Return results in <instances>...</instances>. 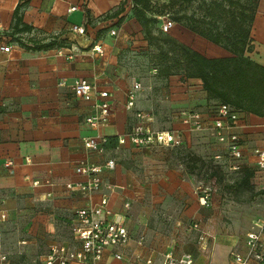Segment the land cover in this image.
Here are the masks:
<instances>
[{
  "label": "crops",
  "instance_id": "0c3cea01",
  "mask_svg": "<svg viewBox=\"0 0 264 264\" xmlns=\"http://www.w3.org/2000/svg\"><path fill=\"white\" fill-rule=\"evenodd\" d=\"M22 2L26 3L22 22L32 30L9 36L13 11ZM123 5L122 0H0V47H10L8 53L0 50V107L5 110L0 114V211L7 217L0 223V264H40L39 257L52 244L72 243L74 213L97 203L106 192L103 188L84 196L65 188L66 183L86 181V175L75 173L80 163L115 161L113 170L102 173L104 185L115 188L107 192L109 208L124 215L133 239L144 235L142 254L151 257L152 264H161L167 252L175 256L190 254L197 264H228L231 251L245 253V234L263 216L264 173L255 171L251 152L263 145L264 117L240 114L238 126L232 130L241 139L240 162L254 170V189L242 217L238 219L235 212L229 223L210 211V202L202 205L192 177L173 168L168 160L147 156L166 148L137 151L126 144L121 150L103 148L100 155L84 148L87 137L105 142L128 131L133 119L124 107V95L135 81L142 84L135 108L151 113L157 128L152 100L143 99L144 84L126 68L136 63L134 59L141 52L148 51L141 27L127 8L116 18L104 19ZM70 7L75 10L69 12ZM121 17L122 23L114 26ZM74 26L83 28L84 33L73 31ZM169 35L207 58L230 56L177 24ZM250 38L251 52L247 55L264 66V0H258ZM30 39H55L67 46L31 51L24 47L31 46ZM93 46H99L101 54L95 53ZM76 79L94 83L110 94L107 125L91 128L85 124L84 118L94 114L95 100L93 96H74L71 85ZM154 80L163 90L162 100L168 105L165 108L170 109L164 129L180 130L183 143L179 148H189L191 133L180 123L178 114L200 111L209 123L212 111L206 106L210 101L197 80L184 82L179 76ZM129 152L142 155L116 162V154ZM9 161L11 165L7 166ZM134 167L144 171L138 174ZM125 202L130 204L127 211L123 209ZM193 223L211 236L206 253L198 248ZM123 252L125 259L117 261L107 251L100 264H134L132 257L139 252L134 243ZM1 256H5L4 261Z\"/></svg>",
  "mask_w": 264,
  "mask_h": 264
},
{
  "label": "built area",
  "instance_id": "2783aa9c",
  "mask_svg": "<svg viewBox=\"0 0 264 264\" xmlns=\"http://www.w3.org/2000/svg\"><path fill=\"white\" fill-rule=\"evenodd\" d=\"M124 8L131 11L133 4L131 0H122ZM75 10L70 7L68 11ZM159 30L161 33H169L174 23L168 17H158ZM78 34H83L81 27L72 28ZM110 34L114 36L115 31ZM10 47L2 46L0 50L8 53ZM95 53L101 54L99 46H93ZM156 73L155 69L151 70ZM142 90L140 82H133L125 92L124 107L132 113V123L128 131L118 137L116 150H121L126 144L137 151H152L156 147L173 149L181 147L183 143V133L180 130L157 129L154 127V118L151 113L136 110L135 103L137 94ZM71 91L75 97L89 98L94 97V114L84 118L85 124L91 128L105 126L110 118V94L107 91L99 90L94 83L84 79H76L71 85ZM239 112L234 111L227 105H219L211 113L209 123L200 111H181L178 114L180 123L189 133L207 132L210 137L219 145L224 147V155L229 160L241 161L243 157L242 144L240 137L232 130L238 126L240 121ZM103 140L95 137L84 139V148L94 154H103ZM254 157V167L256 172L264 173V140L261 147L254 148L251 152ZM215 159L221 156L216 155ZM7 166L11 162H7ZM115 161L107 159L105 162L97 165H86L80 163L75 168V173L86 175L87 179L81 183H66L65 188L75 190L84 196H90L101 192L104 188L106 192L101 194L99 201L95 204H89L86 207L78 209L74 213L73 224L71 227V244H52L47 252L39 257L40 264H100L107 251L114 260L121 261L125 259L124 250L133 242L139 249L132 257L134 264H152L151 257H145L142 254L144 249L145 237L140 234L133 239L124 224V215L122 213H113L109 208L108 193L114 191V187L105 186L102 180L103 171H111L115 168ZM240 166H232V170H238ZM38 185L37 182L33 183ZM264 192V187L261 188ZM196 192L199 194L203 206H207L210 199L211 190L209 187L198 185ZM129 202L123 203V209L129 210ZM6 214L0 211V223L6 221ZM191 228L197 232V245L201 252L206 253L211 236L202 230L197 223H193ZM5 260V256H1ZM264 264V215L259 218L245 234V253L231 251L228 264ZM161 264H197L190 254H181L175 256L172 252H167L162 256ZM211 264V263H207Z\"/></svg>",
  "mask_w": 264,
  "mask_h": 264
},
{
  "label": "trees",
  "instance_id": "16d2710c",
  "mask_svg": "<svg viewBox=\"0 0 264 264\" xmlns=\"http://www.w3.org/2000/svg\"><path fill=\"white\" fill-rule=\"evenodd\" d=\"M158 1L175 7L174 15L170 19L174 24L223 49L230 56L207 58L169 34L161 33L159 23L155 31L152 23L154 19L158 20L157 18L162 16L151 15L149 10L151 4ZM131 2L133 4L131 14L135 19L134 14H137L147 49L150 52L154 51L150 54L149 62L151 69L156 70V79L167 80L169 77L179 76L184 82L199 81L206 100L210 101L206 106L208 111H213L219 105H227L244 115L264 117V66L247 55L251 52L250 31L258 0H131ZM25 5L26 3L22 2L15 7L9 36L31 32L32 28L22 22V10ZM193 5L195 8H192ZM123 9V6L118 7L106 14L104 19L118 17ZM88 16L86 12L85 17ZM122 21L123 18H119L114 26H119ZM30 42L31 46H23L31 51H46L54 47L67 46L62 42H56L55 39L48 42L30 39ZM4 111V108L0 107V114ZM117 144L118 137H108L103 148L114 150ZM238 170L240 175L233 183L235 191L253 193L251 179L254 170L246 166ZM188 172L193 174L192 167Z\"/></svg>",
  "mask_w": 264,
  "mask_h": 264
},
{
  "label": "rangeland",
  "instance_id": "374dc122",
  "mask_svg": "<svg viewBox=\"0 0 264 264\" xmlns=\"http://www.w3.org/2000/svg\"><path fill=\"white\" fill-rule=\"evenodd\" d=\"M192 8H195V5H193ZM174 9V6L158 1L151 4L149 13L151 15L168 17V19H171L174 15ZM134 16L137 20V14H134ZM147 17L149 16L147 15ZM158 21L159 20L154 19V23H152L155 31L157 30ZM172 29L173 28H171L170 31ZM153 52V50L151 52L150 50H144L134 59L136 63L126 68L130 70L131 73H134L133 75L139 78L144 84L143 99L145 97V99L152 100L151 103L156 110V112H154L157 118L156 127L157 129H164L166 127V111L169 108H165L168 107V105L162 100L163 90H161L160 83L154 80L156 79V73H149V68L151 67L149 58L150 54ZM189 141L191 144L189 148L159 149L158 151L147 153V156L168 160L173 168H177L187 176L192 177L194 180L193 185L196 184V186L201 185L203 187H209L211 190L209 199L211 204L210 211L216 216H221L222 221L229 223L235 212L237 213L238 219H240L247 209L246 202L252 200L251 194L253 193L235 191L233 183L239 177L240 173L239 170H232V166L238 165L242 167L244 164L240 161H233L226 158L224 155V147L211 140L210 135L205 131L191 133ZM136 155L140 156L142 154L139 152L119 153L116 154L114 158L116 162H118V160L121 162H128ZM216 155L221 156V158L215 159L214 157ZM179 165H181V167H179ZM190 167L193 169V174L188 172ZM134 169L138 174V171H144L141 167H134ZM248 214H250L249 211ZM260 215H264V209Z\"/></svg>",
  "mask_w": 264,
  "mask_h": 264
}]
</instances>
